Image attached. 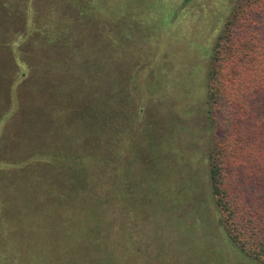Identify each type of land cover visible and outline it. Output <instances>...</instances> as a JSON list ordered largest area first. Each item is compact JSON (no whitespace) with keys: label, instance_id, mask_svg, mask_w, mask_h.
<instances>
[{"label":"trees","instance_id":"trees-1","mask_svg":"<svg viewBox=\"0 0 264 264\" xmlns=\"http://www.w3.org/2000/svg\"><path fill=\"white\" fill-rule=\"evenodd\" d=\"M45 1L14 10L24 31L29 6L41 24ZM49 2L32 66L39 116L26 143L36 142L30 154L4 156L18 161L8 177L0 170L1 215L26 238L13 255L21 264H118L109 227L117 207L127 246L139 221L193 231L185 219L195 202L204 212L209 204L234 249L264 264V0L234 2L208 47L206 103L186 113L194 120L179 105L131 97V74L154 56L144 47L178 17L168 0ZM97 11L108 19L96 21ZM158 86L166 81L148 92Z\"/></svg>","mask_w":264,"mask_h":264},{"label":"rangeland","instance_id":"rangeland-1","mask_svg":"<svg viewBox=\"0 0 264 264\" xmlns=\"http://www.w3.org/2000/svg\"><path fill=\"white\" fill-rule=\"evenodd\" d=\"M97 1V6L101 8L103 2L107 0ZM168 1L173 5L178 17L161 29L152 44L144 47L145 50L152 51L154 56L149 62L144 59L138 62L139 70L131 74L132 82L137 89L135 93L134 89L132 90L131 97L134 105H145L153 97L159 98L164 105H179V114L185 119L194 120V113L193 115L186 113L188 109L194 112V107L206 103L205 76L211 64L208 47L213 44L236 0ZM21 2L22 0H0V170H5L4 175L7 177L16 169L18 161H8L4 156L9 152L19 157L30 154L36 142L34 136L26 143L34 135V119L39 116L37 105L39 100L33 86L31 87L33 84L31 80L34 78L32 66L36 64L41 53L35 40L39 28L46 31V35L49 34L44 23H48L45 17H50L49 12L52 8V2L49 0L42 2L45 17L41 24H37L35 10L31 8L33 6H29L31 22L28 29H31L26 32L23 28L26 22L23 15L18 14L15 17L13 15L14 10L18 11L22 7L19 4ZM4 4L7 5L6 8L3 7ZM133 4L138 6L136 1ZM99 13L101 12L97 11L95 14L96 21L99 16L102 20L108 19L105 14ZM151 17L156 16L153 14ZM86 24L83 29L84 37L87 36V32H91L88 23ZM165 81L167 85L165 90L158 86L157 89L148 92L151 84L155 82L164 84ZM46 94L49 96L48 92ZM46 104L39 106L47 107ZM24 140L25 143L17 149V145ZM9 143L11 146H8ZM13 165L15 166L12 167ZM190 208L192 206H188L187 210ZM193 209L194 211L185 219L187 224L194 226L193 231L187 232L186 229L182 231L173 222L162 229H157L152 221L151 223L139 221L137 227L130 228L129 243L126 246V237L120 234L122 230L117 207L112 214L116 219L115 225L112 220L109 221L111 240L114 242L113 252L118 259L116 263L257 264L228 243L218 228L215 212L210 216L209 204H206V212L202 211L201 207L196 208L195 202ZM2 213L0 212V215ZM8 218L5 212L0 216V264H21L13 253L17 242L26 240L24 228L18 227L16 236L13 233L16 229H8L6 225L5 220ZM151 219L158 218L154 216ZM105 223L108 226V222ZM32 229L33 227L29 230ZM7 232L14 234L12 240L6 238ZM21 244L18 243L19 246Z\"/></svg>","mask_w":264,"mask_h":264}]
</instances>
